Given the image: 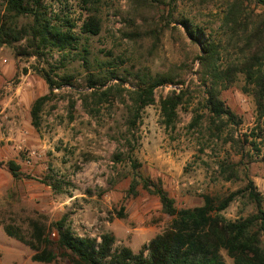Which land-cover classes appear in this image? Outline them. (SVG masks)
<instances>
[{"label": "rangeland", "instance_id": "374dc122", "mask_svg": "<svg viewBox=\"0 0 264 264\" xmlns=\"http://www.w3.org/2000/svg\"><path fill=\"white\" fill-rule=\"evenodd\" d=\"M225 1L176 0L160 7L153 23L158 30L169 26L155 50L150 49L147 39L124 38L129 30L125 23L127 0H101L96 6L102 30L87 40L92 58L116 59L121 77L124 69L147 68L153 75H175L190 86L173 128L164 126L158 101L181 87L159 88L155 104L144 109L137 128L129 134L122 101L125 95L119 96L122 89H130L129 85L118 88L119 81L110 82L107 87L115 88L109 102L96 112H88L82 98L92 90L86 89L85 70L74 55L64 61L59 54L35 60L16 58L10 49H0V264H36L30 260L32 251L3 231L7 225L24 229L28 219L43 221L52 240L55 234L50 224L67 216L76 236L98 238L108 232L115 237V247H127L134 253L164 231L170 219L161 213L155 197L140 187L136 196L126 197L132 177L127 159L130 151L131 158L140 164V173L159 181L178 209L200 206L203 196L219 199L244 186L242 179L225 182L217 174L218 162L238 160L229 146L208 140L203 125L190 127L203 98L195 75L199 51L178 24L183 21L198 27L203 41L207 36L216 39ZM46 6L54 15H65L78 26L88 13L83 9L89 8L82 0H46ZM46 63L59 68L56 74L71 76L72 85L53 91L36 131L30 125V106L48 94V88L35 68L47 69ZM104 90L98 88L99 93ZM221 98L242 121L236 134H248L255 126L256 114L252 97L243 91V82L239 80ZM92 101H88L89 109L93 108ZM261 128L264 133V120ZM259 148L260 156L249 166L248 174L264 198V161H260L264 141ZM118 156L121 162H117ZM10 161L19 167L16 179L8 170ZM44 183L56 185L59 192ZM253 212L252 205L237 199L221 216L233 222ZM119 213L122 218H118ZM221 255L225 264H233L224 252Z\"/></svg>", "mask_w": 264, "mask_h": 264}, {"label": "trees", "instance_id": "16d2710c", "mask_svg": "<svg viewBox=\"0 0 264 264\" xmlns=\"http://www.w3.org/2000/svg\"><path fill=\"white\" fill-rule=\"evenodd\" d=\"M101 0H82L88 12L78 26L67 16L54 15L48 10L46 0H0V49H10L16 58L35 60L59 54L64 61L74 55L85 70V87L92 90L84 96L83 106L88 112H96L101 104L108 103L115 87H107L119 81V96L125 109V127L130 134L137 128L144 109L156 102V91L164 86L181 87L159 98L158 104L163 124L173 128L177 111L184 104L190 86L171 74H152L149 69H124L121 77L116 59L98 60L91 57L87 40L100 35L102 26L96 6ZM125 23L128 32L124 38L136 41L147 39L155 50L163 31L153 23V15L160 7H168L176 0H127ZM259 7L261 11H256ZM170 16V13H168ZM162 18V15H161ZM185 35L193 43L199 55L195 57L198 68L195 75L202 88L203 98L194 113L190 127L204 126L208 140H218L228 145L238 160L224 159L217 163V174L225 182H237L244 186L226 196L215 199L203 196V203L193 208L178 209L162 188L159 181L144 177L140 164L131 158L132 177L126 197L137 194V188L158 200L160 211L170 219L168 227L143 245L137 253L127 247H115V237L103 232L98 238L76 236L63 216L50 224L55 234L50 239L46 224L38 219H28L21 227L3 226L5 234L32 251L31 262L36 264H225L222 252L233 264H264V198L249 178L248 168L260 156L264 141L261 122L264 120V0H226L221 12L216 39L206 37L198 27L180 21ZM111 57V55H108ZM47 69H36L46 83L48 94L36 98L29 111L30 125L40 127V114L54 97V90L72 85V77L58 75V67L46 63ZM64 67V66H63ZM239 80L243 91L252 97L255 106V126L248 134L237 135L242 121L224 103L221 95ZM98 88H105L98 92ZM93 99V108L88 101ZM71 109L74 103H70ZM198 112V113H197ZM200 112V113H199ZM120 156L117 162H121ZM264 161V157L260 160ZM16 179L19 167L7 163ZM52 191L59 188L44 183ZM243 199L254 207V212L237 221H227L221 213L232 202ZM118 218H122L121 213Z\"/></svg>", "mask_w": 264, "mask_h": 264}, {"label": "crops", "instance_id": "0c3cea01", "mask_svg": "<svg viewBox=\"0 0 264 264\" xmlns=\"http://www.w3.org/2000/svg\"><path fill=\"white\" fill-rule=\"evenodd\" d=\"M0 255H2V252L0 251Z\"/></svg>", "mask_w": 264, "mask_h": 264}]
</instances>
